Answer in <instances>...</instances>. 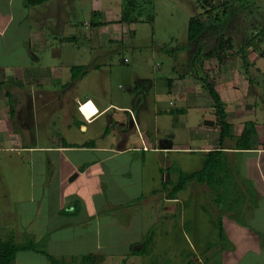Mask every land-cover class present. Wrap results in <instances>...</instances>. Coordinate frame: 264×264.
<instances>
[{
  "label": "crops",
  "instance_id": "obj_1",
  "mask_svg": "<svg viewBox=\"0 0 264 264\" xmlns=\"http://www.w3.org/2000/svg\"><path fill=\"white\" fill-rule=\"evenodd\" d=\"M130 1L0 0V238L35 241L32 252L46 264L47 255L58 264H139L148 245L178 237L177 217L191 201L215 215L219 245L209 232L193 235L186 264H264V126L256 122L253 148L240 149L242 126L228 97L230 72L246 60L239 52L223 64L204 61L234 124L220 143L212 100L193 74L194 51L165 52L172 32L159 34V14L142 12L136 0L132 19L122 20ZM140 34L154 45L137 43ZM212 151L223 167L218 186L190 181L172 196ZM141 207L155 215L147 229L118 217Z\"/></svg>",
  "mask_w": 264,
  "mask_h": 264
},
{
  "label": "rangeland",
  "instance_id": "obj_2",
  "mask_svg": "<svg viewBox=\"0 0 264 264\" xmlns=\"http://www.w3.org/2000/svg\"><path fill=\"white\" fill-rule=\"evenodd\" d=\"M136 1L142 12L151 13V15L159 14L158 18L162 21L161 24H159V22L157 24L159 34H161V30L163 29L172 32L173 39H168L169 43L167 44V50L176 49L177 51H181L182 49H187L196 51L197 45L195 44V46L188 43L187 29L190 19L199 14H203L205 17L204 19L208 20L218 18L216 24L210 26L209 33L207 34L208 37L206 38L208 42L211 41L210 39L212 36L221 33L226 34L228 37H233L237 45H244L246 41H249L250 43L246 46L250 52L249 60L244 61L240 68L239 65L242 62L239 58H236L235 61L238 63L239 69L237 68L236 71L230 72L235 81V92H233L232 96L228 97L232 99L231 107H235L234 110L237 120L241 123L242 127L247 121H255V123L260 121L261 125L264 126V116H262V113L264 115V0H208L209 3H203L204 0ZM133 3L134 2H130V7L133 6ZM149 27L152 28V24H150ZM13 31L14 27H11L8 31V35H11ZM146 37V35L142 36V34H140L136 39L137 43L153 46L155 42H152L151 39H146ZM193 53L194 52H190V54H188L189 57L193 55ZM166 55L167 54H163V57L166 58ZM250 60L254 62V64H252ZM182 61L183 60H178L177 63L180 67V73H185L187 70V58H185L183 62ZM229 63H231V61H229ZM209 64L211 65L210 71L214 73L219 65L217 60H213L212 63L209 61ZM242 71H247L248 74H244ZM209 78L212 82H217L214 76ZM122 84L123 83H121V85ZM256 104H258L259 107H257ZM250 106H253V109H251ZM83 109L87 115H90L92 110H89L88 106H85ZM230 115L232 114L230 113ZM247 118H251V120H246ZM193 203L194 202L187 201L186 211L183 214L184 217H177L179 218L181 228L178 237L167 239L165 242L166 247L154 248L148 245L146 252L141 254L138 258L140 261L139 264H142L143 261H145V264H186L190 257L196 252L195 248L191 247L193 246V242H195L193 240V235L196 239L199 232H209L210 243L212 246L217 245L218 247V220L211 211L203 214L204 212H202L201 208H198V211L192 209ZM141 208L142 212L135 217H128L122 214L118 215V217H120L121 220L125 218V221L143 222L147 229L155 221V215L154 212H151L150 207ZM175 218L176 217H169L170 220H174ZM206 218L207 220H212L214 224L208 225ZM197 225H199V227L195 229ZM20 240L21 241H18L20 243L29 241L27 239ZM197 250L205 251L201 248ZM133 257L136 258L137 256L135 255ZM95 261L94 258H87L77 263L95 264ZM16 264H46V262L43 257L34 254L32 251H20L17 256Z\"/></svg>",
  "mask_w": 264,
  "mask_h": 264
},
{
  "label": "trees",
  "instance_id": "obj_3",
  "mask_svg": "<svg viewBox=\"0 0 264 264\" xmlns=\"http://www.w3.org/2000/svg\"><path fill=\"white\" fill-rule=\"evenodd\" d=\"M47 1L49 0H24V5L26 7H31L43 4ZM130 2L122 17V20L125 22L132 19L131 11L134 3L133 6L130 7ZM204 2L209 3L208 0H204L203 3ZM204 18L203 14H199L190 19L187 40L188 43L197 45L196 51H194L193 60V65L195 66L194 68L197 67V69L193 72V74L197 76L199 82L202 84V87L212 100V112L216 116V122L219 127V142L222 143L226 138L233 136L234 124L230 120V117L225 109V102L216 88V83L214 81L212 82L209 78L211 75L204 71V61L208 59H217L220 64H223L230 60L235 53L238 54L239 52L241 53L240 57L247 60L245 49L250 42L246 41L244 45H237V42L234 41L233 37H228L223 33L212 36L210 39L211 41L208 42L206 38L208 37L207 34L209 33L210 26L216 24V20L218 18L209 20ZM161 47L164 51L168 49L167 44H162ZM76 70H79V73H74V75L78 76L80 72H82V69L76 68ZM256 134V123L254 121L245 122L242 127V132L239 135L240 149L253 148L256 140ZM219 154V151H212L210 153V161L209 163H206L205 167L191 174H183L180 177L179 182L174 185L172 196H176L180 191L185 189L190 181H196L198 183L207 182L211 186H218V174L223 169V167L217 163V157ZM220 235L224 236L223 230H221ZM20 251H38L36 242L29 240L24 243H17L13 237L7 239L0 238V264H15L17 255ZM47 257L53 264H58L53 256L47 255Z\"/></svg>",
  "mask_w": 264,
  "mask_h": 264
},
{
  "label": "clouds",
  "instance_id": "obj_4",
  "mask_svg": "<svg viewBox=\"0 0 264 264\" xmlns=\"http://www.w3.org/2000/svg\"><path fill=\"white\" fill-rule=\"evenodd\" d=\"M88 107H90V108L92 107V105H91V102H89V105H88ZM94 110H95V109H93V111H94Z\"/></svg>",
  "mask_w": 264,
  "mask_h": 264
},
{
  "label": "water",
  "instance_id": "obj_5",
  "mask_svg": "<svg viewBox=\"0 0 264 264\" xmlns=\"http://www.w3.org/2000/svg\"><path fill=\"white\" fill-rule=\"evenodd\" d=\"M208 122H210V124H214V121H208Z\"/></svg>",
  "mask_w": 264,
  "mask_h": 264
}]
</instances>
